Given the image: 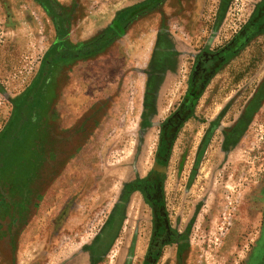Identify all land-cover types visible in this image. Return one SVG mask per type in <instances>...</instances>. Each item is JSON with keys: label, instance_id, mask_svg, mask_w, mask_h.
Here are the masks:
<instances>
[{"label": "rangeland", "instance_id": "rangeland-1", "mask_svg": "<svg viewBox=\"0 0 264 264\" xmlns=\"http://www.w3.org/2000/svg\"><path fill=\"white\" fill-rule=\"evenodd\" d=\"M147 1L0 0V136L33 94L24 123L37 126L42 162L24 202L0 183V264H147L154 172L180 243L153 264L264 262V30L208 78L161 152L197 60L228 46L264 0L158 2L125 17L98 55L40 80L57 22L77 46Z\"/></svg>", "mask_w": 264, "mask_h": 264}, {"label": "trees", "instance_id": "trees-1", "mask_svg": "<svg viewBox=\"0 0 264 264\" xmlns=\"http://www.w3.org/2000/svg\"><path fill=\"white\" fill-rule=\"evenodd\" d=\"M162 1L164 0H148L147 2L135 7L130 14L124 16L126 12L120 13L115 23L104 33L92 39L88 43L77 46H73L66 40L67 30L65 31V28L63 27L64 21L62 22L63 25H59L57 22L56 24L58 27L59 37L45 57L44 66L40 74L41 82L45 81L46 79H51L59 65H67L79 59H85L98 55L115 37L123 33V24L125 25L127 21L125 20V17L126 19H129L143 11L152 10L156 7L158 2ZM48 10L51 13V10ZM256 15L257 16L255 19L259 22V24H264V2L260 5ZM32 95L27 98L28 102L26 101V107L30 103H33L31 98ZM25 106L24 108L18 110L19 118H17V122L11 124L9 128H7L0 136V167L1 169H4L2 173H6L5 176H0V183L8 186L11 185V197L13 195L21 197L22 200L20 203L26 200V186L29 184L32 178H34L40 164L42 163L39 156V143L41 138L34 136L37 126H31L27 123H24L26 120L25 117H27L25 114ZM24 132L27 134V138H24ZM11 133L14 134L11 135ZM17 138H19L20 140L18 141L23 142V144L13 146ZM169 144L170 143L167 142L162 144V150H166ZM3 149L9 154L7 158L4 154L2 155ZM20 149H23L21 153L18 152ZM0 190V196L6 197L4 194L5 191H3L1 188ZM7 196H10V194ZM13 198L14 197L11 199ZM262 264H264V262Z\"/></svg>", "mask_w": 264, "mask_h": 264}, {"label": "flooded vegetation", "instance_id": "flooded-vegetation-1", "mask_svg": "<svg viewBox=\"0 0 264 264\" xmlns=\"http://www.w3.org/2000/svg\"><path fill=\"white\" fill-rule=\"evenodd\" d=\"M130 14V13H128ZM256 18V17H255ZM251 19L247 26L243 28L239 34H237L228 46L223 47L213 53L209 51L204 53L201 58L196 62L194 72L192 74V85L189 95L184 99L183 103L178 108L177 112L171 116L165 127L163 128L162 144L165 142L171 143L173 134L179 128L181 123L189 116L193 101L198 96V92L203 87L208 78L219 68L229 56L233 55L240 47L245 45L253 35L264 30V24H259L256 19ZM245 29V31H244ZM249 68L253 69V62H249ZM161 152H163L161 148ZM163 159V155L160 154ZM158 159V163L162 164V159ZM160 173L154 172L151 176L147 190L149 191L150 202L154 207V226H153V243L149 250L147 264H153L156 260V256L162 247V245L170 239H175L174 233L169 230L165 224V214L162 209V202L160 199L158 182L160 180ZM1 192V190H0ZM28 195V193L26 194ZM11 202H15L13 199ZM178 236L175 240L178 241ZM150 262V263H149Z\"/></svg>", "mask_w": 264, "mask_h": 264}, {"label": "water", "instance_id": "water-1", "mask_svg": "<svg viewBox=\"0 0 264 264\" xmlns=\"http://www.w3.org/2000/svg\"><path fill=\"white\" fill-rule=\"evenodd\" d=\"M158 171H161L159 168H157Z\"/></svg>", "mask_w": 264, "mask_h": 264}, {"label": "crops", "instance_id": "crops-1", "mask_svg": "<svg viewBox=\"0 0 264 264\" xmlns=\"http://www.w3.org/2000/svg\"><path fill=\"white\" fill-rule=\"evenodd\" d=\"M0 198H3V197L0 196Z\"/></svg>", "mask_w": 264, "mask_h": 264}]
</instances>
